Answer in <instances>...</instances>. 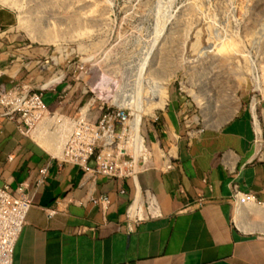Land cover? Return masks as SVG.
<instances>
[{
    "label": "crops",
    "instance_id": "obj_1",
    "mask_svg": "<svg viewBox=\"0 0 264 264\" xmlns=\"http://www.w3.org/2000/svg\"><path fill=\"white\" fill-rule=\"evenodd\" d=\"M15 20L0 5V86L43 88L51 112L73 115L89 94L70 76L73 65L56 63L51 50L25 41L13 30ZM259 110L264 135V98ZM180 124L173 107L160 112L153 163L161 166L160 150L170 146L173 168L150 167L116 180L52 160L57 150L48 149L41 135H24L0 117V183L15 187L50 163L13 247L12 264H264V228L234 220L246 211L262 218L264 208L249 203L235 209L230 200L236 185L264 203V156L253 159L257 128L249 110L231 112L194 136L185 135ZM143 190L155 195L160 215L127 228L126 208ZM101 196L108 199L105 209L93 201Z\"/></svg>",
    "mask_w": 264,
    "mask_h": 264
},
{
    "label": "rangeland",
    "instance_id": "obj_2",
    "mask_svg": "<svg viewBox=\"0 0 264 264\" xmlns=\"http://www.w3.org/2000/svg\"><path fill=\"white\" fill-rule=\"evenodd\" d=\"M0 5L14 12L13 30L25 41L60 52L54 62L86 65L87 72L77 75L81 86L108 84L120 70H154L150 74L168 83L166 107L178 117V101L184 100L189 115L218 123L236 105L235 97L236 111L248 109L251 75L264 77V0H13ZM39 127L32 136L46 129ZM41 139L48 149L54 144L48 134ZM234 220L264 228V217L247 211Z\"/></svg>",
    "mask_w": 264,
    "mask_h": 264
},
{
    "label": "built area",
    "instance_id": "obj_3",
    "mask_svg": "<svg viewBox=\"0 0 264 264\" xmlns=\"http://www.w3.org/2000/svg\"><path fill=\"white\" fill-rule=\"evenodd\" d=\"M52 54L51 59L60 52L54 47ZM70 64L75 69L70 75L74 80H78L79 73L88 70L86 65ZM111 79L112 82L93 88L83 86V91L90 96L71 116L51 112L43 101V88L34 89L26 84L11 88L0 86V117L14 122L24 135H31L39 126H45L42 133L53 139L51 146L57 150L52 160L77 165L84 175L101 174L121 180L135 178L140 171L150 167L162 171L173 168L170 146L160 150L161 166L153 163V154L159 149V114L168 105V83L146 70H120ZM251 79L248 110L257 128L253 136V159L262 160L264 135L260 129L259 104L264 98V77L253 73ZM179 91L186 92L181 87ZM217 113L220 115V111ZM178 114L185 135L194 136L203 131L204 126L197 123V116L189 115V104L184 100L178 101ZM37 133L42 135L40 131ZM178 136L175 133V139ZM57 139L60 141L58 146ZM90 158L94 161L93 166L88 165ZM49 165V162L43 165L32 179H25L15 187L0 183V264H12L13 247L26 222L35 190L48 177ZM230 200L235 209L247 203L264 207L253 192H242L236 185L232 186ZM93 201L103 209L108 204L105 196ZM159 215L155 195L150 190H143L126 208L125 225L131 228L133 224Z\"/></svg>",
    "mask_w": 264,
    "mask_h": 264
},
{
    "label": "bare ground",
    "instance_id": "obj_4",
    "mask_svg": "<svg viewBox=\"0 0 264 264\" xmlns=\"http://www.w3.org/2000/svg\"><path fill=\"white\" fill-rule=\"evenodd\" d=\"M2 3L3 2H13V0H0ZM11 4V3H10ZM13 4V3H12ZM174 22V21H173ZM230 45V44H229ZM151 72H153L154 70H150ZM204 71V70H203ZM227 73V72H226ZM214 79V78H213ZM219 80V79H218ZM215 82V81H214ZM228 88V87H227ZM197 90V89H196ZM211 92V91H210ZM232 99H234V97H235V94L233 93L232 94ZM224 99V98H223ZM198 100V99H197ZM209 100V99H208ZM235 104L236 105H234L233 107H231V108H234L233 110L231 109V111L229 112V113H227L226 115H225V117H228L229 115H230V113L232 112V114H233V112L237 109V108H235L236 106H238V99L235 97ZM233 102V101H232ZM203 104H205V108H206V103H205V101L203 102ZM207 108H208V106H207ZM206 108V109H207ZM251 109L253 110V106H251ZM207 114H205V116H206ZM197 120H199L200 122H198L197 121V123L199 124V125H203L204 127H203V130H204V128L206 127V125H208V126H211V125H213L214 123L215 124H218V123H216L217 121V119L215 120V118L214 119H203L202 117L199 119V118H197ZM216 121V122H215ZM206 124V125H205ZM53 150H55V149H53ZM56 151V150H55ZM247 204H249V203H247ZM260 207H262V208H264L263 206H260ZM255 208V207H254ZM259 209V208H258ZM248 210V209H247ZM252 210V209H251ZM256 214H258V213H256Z\"/></svg>",
    "mask_w": 264,
    "mask_h": 264
}]
</instances>
